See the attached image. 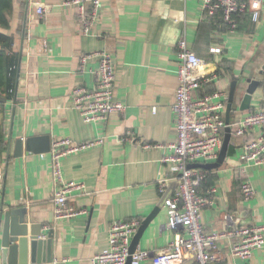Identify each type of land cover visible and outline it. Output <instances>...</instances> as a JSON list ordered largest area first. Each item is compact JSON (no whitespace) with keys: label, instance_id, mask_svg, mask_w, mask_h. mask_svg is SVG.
I'll list each match as a JSON object with an SVG mask.
<instances>
[{"label":"crops","instance_id":"crops-1","mask_svg":"<svg viewBox=\"0 0 264 264\" xmlns=\"http://www.w3.org/2000/svg\"><path fill=\"white\" fill-rule=\"evenodd\" d=\"M34 1L47 5L43 15L37 13ZM101 1L96 26L101 36L84 34L77 8L64 6L63 0H13L9 11L10 26L4 30L14 36L13 51L21 67L14 96L0 103L6 142L0 152V162H6L0 209L24 205L29 230L30 224L42 225L46 233L53 230L52 261L32 263L29 256L23 264H94L93 255L108 246L114 220L144 219L155 208L161 197L158 180L168 173L162 157L176 138L171 106L179 83V36L186 37L189 46L221 73L201 89L203 93L225 90L229 96L231 82L240 74L261 79L251 108L236 112L233 121L264 106V2L261 19L252 28L246 24L229 31L220 15L206 17L200 0ZM217 43L223 45L222 54L211 51ZM102 49L115 58V99L126 107L106 121L86 122L73 107L71 91L79 83H93L92 73L79 71L80 55ZM225 102L227 108L228 98ZM129 131L134 139L123 140ZM43 135L50 137L51 145L61 136L104 138L103 143L62 159L64 176L84 184V189L70 194L69 204L82 210L72 216H55L50 150L27 153L24 146L22 155H14L17 138ZM240 142L232 136L226 160L219 168L209 169L200 188L203 193L213 186L217 189L214 203L202 211V222L209 230L229 227L227 213L241 214L248 224L264 225V165L249 168L256 193L244 200ZM144 143L162 146L145 147ZM167 220L163 206L145 228L138 249L156 253L166 248L177 233L167 227ZM231 248L230 238L220 239L226 264H264V246L250 258L232 254ZM139 264L152 262L146 259ZM178 264H192V259Z\"/></svg>","mask_w":264,"mask_h":264},{"label":"built area","instance_id":"built-area-1","mask_svg":"<svg viewBox=\"0 0 264 264\" xmlns=\"http://www.w3.org/2000/svg\"><path fill=\"white\" fill-rule=\"evenodd\" d=\"M206 17L221 16L227 30H238L240 19L249 15L257 23L262 16L264 0H200ZM37 13L43 15L47 5L34 1ZM63 5L77 8L81 30L86 35H103L96 30L101 18V0H63ZM179 61V83L172 103L175 119L176 138L168 144L169 153L164 154L162 162L168 166V173L158 180L159 193L162 196L172 181L175 187L165 200L168 220L166 225L177 230L176 237L163 250L153 253L148 249H135L131 252L133 236L143 219H116L109 227L108 246L98 250L92 257L94 264H139L150 259L152 264H178L190 258L192 264H226L225 255L220 250V239L232 240V254L250 258L256 248L264 246V225L248 224L238 213H227L229 227L221 231H212L202 222V211L214 203L216 187H210L207 193L201 192V186L207 181L209 169L190 166L195 163L215 161L220 153L224 139L226 119V99L228 91L216 90L203 93L202 88L219 79L217 67H210L209 61L189 46L184 36L176 42ZM213 53H223V45L217 43L211 47ZM79 71L93 75L92 85L79 83L71 91L73 107L84 121H106L112 115L125 110L126 104L115 99L116 61L107 50L85 51L80 55ZM225 95L222 100L216 97ZM156 110V107L154 108ZM239 112V111H237ZM233 136L240 138L243 147L240 155V190L244 200H250L256 188L249 177V168L264 165V106L254 109L247 115L231 123ZM128 132L123 140H132ZM104 142L102 136L87 140H76L69 136L57 137L52 141L50 153L52 175L55 188L52 195L56 218L72 216L77 210L69 204L73 190L84 189V184L66 178L63 174L62 159ZM145 147L162 146L156 143H144ZM5 160L0 162V208L3 204L5 183Z\"/></svg>","mask_w":264,"mask_h":264},{"label":"water","instance_id":"water-1","mask_svg":"<svg viewBox=\"0 0 264 264\" xmlns=\"http://www.w3.org/2000/svg\"><path fill=\"white\" fill-rule=\"evenodd\" d=\"M21 63V62H20ZM18 64V74L16 80V89L19 83V72L21 64ZM263 71H261V74ZM261 79L254 75L235 76L231 82L228 96V103L225 112L226 127L223 143L218 158L213 162H201L191 164L190 166H201L212 169L219 168L227 158L229 146L233 136L231 123L233 122L236 111H244L252 106L254 94L261 85ZM7 97L0 93V103L6 102ZM237 102V105L234 103ZM26 152H46L51 149V139L47 135L29 136L26 139L17 138L15 144V156H20ZM176 181H172L168 190L160 197L155 208L143 219L138 231L133 236L131 242V252L138 248L140 239L145 228L151 223L153 218L165 200L175 187ZM28 224V208L24 205L13 206L8 209H0V262L1 264L27 263L30 256V262H50L53 259V230L43 232L42 225ZM30 235V236H28ZM127 264H131L129 257Z\"/></svg>","mask_w":264,"mask_h":264},{"label":"trees","instance_id":"trees-1","mask_svg":"<svg viewBox=\"0 0 264 264\" xmlns=\"http://www.w3.org/2000/svg\"><path fill=\"white\" fill-rule=\"evenodd\" d=\"M12 5L13 0H0V93L8 98L13 97L15 93L19 60L17 53L13 51L14 36L4 30L10 26L9 11ZM246 24L248 28L254 25L249 15L240 19L239 29L245 27ZM224 26L226 28L225 24ZM5 148V130L0 126V152Z\"/></svg>","mask_w":264,"mask_h":264},{"label":"rangeland","instance_id":"rangeland-1","mask_svg":"<svg viewBox=\"0 0 264 264\" xmlns=\"http://www.w3.org/2000/svg\"><path fill=\"white\" fill-rule=\"evenodd\" d=\"M218 58H219V57H218ZM234 104L237 105V102H235ZM236 112H237V111L235 110L234 114H236Z\"/></svg>","mask_w":264,"mask_h":264}]
</instances>
